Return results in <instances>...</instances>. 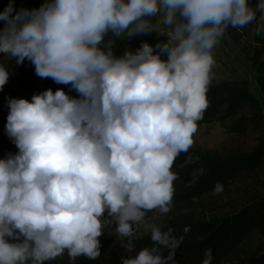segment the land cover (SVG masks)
<instances>
[{
    "label": "clouds",
    "instance_id": "9594fccd",
    "mask_svg": "<svg viewBox=\"0 0 264 264\" xmlns=\"http://www.w3.org/2000/svg\"><path fill=\"white\" fill-rule=\"evenodd\" d=\"M257 12L264 21V0H44L32 9L9 0L0 53L17 65L27 58L38 77L78 96L47 89L30 101L6 98L5 132L18 152L0 159V264H45L65 251L69 260H94L105 224L127 238V252L139 229L150 235L152 247L120 264H177L183 238L147 214L170 211L171 167L207 106L213 47ZM158 14L169 29L159 52L142 42L116 56L112 40L105 43L109 33L155 32L147 18ZM8 77L0 65V89ZM211 261L205 249L200 264Z\"/></svg>",
    "mask_w": 264,
    "mask_h": 264
},
{
    "label": "trees",
    "instance_id": "16d2710c",
    "mask_svg": "<svg viewBox=\"0 0 264 264\" xmlns=\"http://www.w3.org/2000/svg\"><path fill=\"white\" fill-rule=\"evenodd\" d=\"M16 9L38 8L44 0H12ZM9 0H0L2 12ZM4 22L0 21V29ZM112 40V50L120 56L127 50L135 51L140 44L134 39L113 37L109 33L105 43ZM105 45L102 44L101 47ZM159 52L154 49V53ZM161 59L167 56L161 54ZM16 58L0 53V65L9 72L6 84L0 89V159L18 152L6 135L5 125L8 114L7 99H27L42 87L49 78L35 74L34 65L25 58L17 65ZM207 106L197 126L219 120H229L228 131L239 136L256 133L255 144L246 151H234L224 156H214L200 151L181 152L174 160L171 171L176 174L173 181L174 194L171 205L186 203L193 198L214 193V185L219 183L222 194L227 186L237 185L242 189V201L230 213L205 222H192L181 217L167 218L162 230L171 228L173 235L182 237L175 250L177 264H200L203 251L212 250L211 264H264V100L254 98L244 82L216 83L212 78L206 90ZM185 157H193L195 162L184 166ZM199 171L190 187L184 188L186 177ZM185 227L188 231L185 232ZM10 242V241H9ZM10 243H15L11 240ZM150 238L134 243V253L141 248L152 247ZM163 255L167 249H161ZM45 264H56V259ZM72 264H116L104 250L96 259L85 256L71 260ZM69 264V263H67Z\"/></svg>",
    "mask_w": 264,
    "mask_h": 264
},
{
    "label": "rangeland",
    "instance_id": "374dc122",
    "mask_svg": "<svg viewBox=\"0 0 264 264\" xmlns=\"http://www.w3.org/2000/svg\"><path fill=\"white\" fill-rule=\"evenodd\" d=\"M249 3L255 7L257 0H249ZM260 17V12H257L256 19L248 25L240 28L228 27L226 29L224 35L212 49L214 63L211 67L210 78L216 83L244 82L254 98L264 100V32L259 35L255 32L258 25L264 24ZM147 19L155 32L139 33L130 37L123 34V36L134 39L140 45L142 42H147L159 51L155 46L158 43L166 42L169 29L159 23L162 19V14ZM164 55L166 56V54ZM47 89L52 91L61 89L70 97L78 96L70 85L57 84L50 78L34 94ZM31 96L26 100L30 101ZM229 125V120H219V117H215L214 121L197 126V130L192 137L193 143L188 150L200 151L214 156H224L234 151H246L254 146L256 133L239 136L228 131ZM184 160V166L195 162L193 157H185ZM199 174V171L191 172L186 177L187 181L183 183L184 188L190 187L194 178ZM239 188L237 185H231L227 186L226 192L222 194L214 192L202 195L199 198H193L186 203L171 205L170 211L163 216L154 211L149 212L147 215L153 217V222L160 225L161 228L164 221L173 216L192 222L218 219L232 212L242 201V191H240L242 189ZM106 215L105 213V217ZM101 219L103 221L105 218L102 217ZM114 229V224H105L102 228L103 234L98 237V240L100 241V250H104L110 258L115 260L116 264H120L122 256L127 258L135 253L134 251L127 252L122 247V243L126 242L127 238L120 237ZM145 238H150V235L141 228L133 237V244ZM6 239H8V242L13 240L12 238ZM55 262L56 264L73 263L69 260L66 251Z\"/></svg>",
    "mask_w": 264,
    "mask_h": 264
},
{
    "label": "built area",
    "instance_id": "2783aa9c",
    "mask_svg": "<svg viewBox=\"0 0 264 264\" xmlns=\"http://www.w3.org/2000/svg\"><path fill=\"white\" fill-rule=\"evenodd\" d=\"M167 38H169V37H168V33H167Z\"/></svg>",
    "mask_w": 264,
    "mask_h": 264
}]
</instances>
